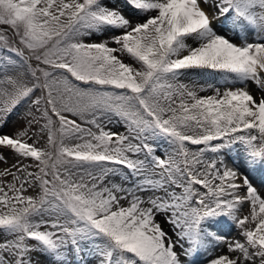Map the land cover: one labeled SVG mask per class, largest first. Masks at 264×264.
Wrapping results in <instances>:
<instances>
[{
  "label": "snow or ice",
  "instance_id": "snow-or-ice-1",
  "mask_svg": "<svg viewBox=\"0 0 264 264\" xmlns=\"http://www.w3.org/2000/svg\"><path fill=\"white\" fill-rule=\"evenodd\" d=\"M195 70L229 86L201 95L181 79ZM249 83L264 90V0H0V114H38L0 131L17 159L0 170V264H185L201 250L204 264H264L249 175L264 170V91ZM237 145L246 173L226 162ZM225 218L243 242L211 255Z\"/></svg>",
  "mask_w": 264,
  "mask_h": 264
},
{
  "label": "rangeland",
  "instance_id": "rangeland-1",
  "mask_svg": "<svg viewBox=\"0 0 264 264\" xmlns=\"http://www.w3.org/2000/svg\"><path fill=\"white\" fill-rule=\"evenodd\" d=\"M205 6L209 12L213 11L210 8V6H208V5H205ZM218 21L220 22L219 26H220V30H221V29H223L222 19L214 20L213 25L218 23ZM229 33H231V32H229ZM9 35H10V33H9ZM231 35H233V33H231ZM231 39L236 40V37L233 35ZM249 39L255 40L256 37L250 35ZM127 62H130V61H127ZM197 72H200V70H198ZM202 73H204V75L202 74L203 76H195V77L190 78L188 80L182 79V82L187 83L189 85H193V86L197 85L196 86L197 88H199L201 86H203V87L205 86V89H206L205 95L213 94L215 88H220L221 90H223L226 87V86L224 87V85H222L223 83H226V82H224L223 78L220 77V75L218 73H211L210 71H207V70H204ZM248 87H249L250 91H252L253 94L256 95L258 98L262 95V91H264V90L257 89L256 85L253 83H249ZM33 115H38V114L34 113L33 106L31 104H28V103L23 104L21 107H19L17 110H14L10 114L9 121L7 122L8 124L4 126L5 130H3V132H6L8 134H12L18 129L28 128L29 127L28 121L32 119ZM3 116H4V114H0V125L3 121L2 120ZM8 116L9 115H7L6 117H8ZM110 127L112 128L113 131H118L121 133L124 132V128L122 126L113 124V125H110ZM0 129H1V127H0ZM37 129H38V125L33 124L31 126L32 131H36ZM29 142H31V141H29ZM41 142H43V141H41ZM149 143H153V144L157 145L156 155H158V156H164L166 158L169 153H173L172 147L163 141H149ZM0 155H3V157L6 161V162H0V170L6 169V168L10 169L12 167V165L17 162L16 157H14L8 151H4L3 153H0ZM209 155H211V153H209ZM230 157H231L230 159L226 160L229 167H236L242 173H246L245 170L242 169V167L244 166L242 146L237 145L236 150L233 151L232 153H230ZM23 163L25 165H27V164L31 163V161L26 160ZM235 164H237V165H235ZM258 174L260 176L262 174V176H263V178H261V184H259L260 186H262V185H264V173H258ZM0 179L10 180L11 177L0 178ZM113 179L115 180V182H118V183L121 181L120 177H114ZM252 183L258 189V187H259L258 184L254 183V182H252ZM262 188L264 189V187H262ZM247 214H248V208H247V206H244L243 211L241 213H239V215L242 217V216L247 215ZM157 219L160 223L163 222L162 226L164 227L165 231H168L169 234L172 235L171 227H170V225H168L165 222L164 216H162V215L158 216ZM231 222H233V221L227 220L225 218L219 224H216V226L214 227V230L218 234L223 236V241L219 244V246L215 247L212 250L214 253H216L218 251V252H222V254H227L228 243L237 241V232L239 231L240 228H238L236 226V224H235V226H232ZM233 223H235V222H233ZM219 229L221 231H217ZM173 239H175V236H173ZM3 240H4V237L0 236V241H3ZM176 250H177V252H182V249L180 247H177ZM211 255H213V254L211 253ZM181 258L184 260L185 264H190V262H191V264H204V262L207 259H209L210 257L208 254H205L204 252H202V253H200L199 257L197 259H194V260H192L193 258L191 256L190 257H184L182 255ZM32 259L34 262H37V264H46V258L38 252H34L32 254Z\"/></svg>",
  "mask_w": 264,
  "mask_h": 264
},
{
  "label": "bare ground",
  "instance_id": "bare-ground-1",
  "mask_svg": "<svg viewBox=\"0 0 264 264\" xmlns=\"http://www.w3.org/2000/svg\"><path fill=\"white\" fill-rule=\"evenodd\" d=\"M112 2L114 3L115 2V0H112ZM206 7V6H205ZM219 21H218V23H216V24H214L213 26L214 27H217V29L218 30H220V26H219ZM222 30V29H221ZM227 35L229 36V38L231 39L232 38V36L233 35H231V33H227ZM198 70H195L194 72H193V74L190 76V77H187V78H181V79H184V80H188V79H190V78H193V77H195V76H203L204 75V73H202L201 71L200 72H197ZM197 72V73H196ZM203 74V75H202ZM203 82V81H202ZM201 82V83H202ZM225 82V81H224ZM222 85H224V87L225 86H229V85H227L226 83H223ZM195 87L197 86V85H194ZM204 88H205V86H204ZM205 93H206V91L205 92H203V93H201V95H205ZM242 169L243 170H245V172H247L248 170H247V168L245 167V165L242 167ZM258 173H264V170H257V171H255V172H251V173H249V175H250V179H251V181L252 182H254V183H256V184H258V190H259V192H260V194H261V196L262 197H264V189L262 188V186H260L259 184H261V178H263V176H262V174H261V176L258 174ZM263 189V190H262ZM161 224H163V222L161 223ZM216 226V225H215ZM214 226V227H215ZM217 231H221L220 229L219 230H217ZM240 241V242H243V238H242V236H241V229H239V231L237 232V241ZM216 250V249H215ZM203 252V250H201L199 253H197V254H195V255H193V256H191L193 259L192 260H194V259H197L198 257H199V255H200V253H202ZM213 255H220V254H222V252H216V253H214L213 251L211 252Z\"/></svg>",
  "mask_w": 264,
  "mask_h": 264
}]
</instances>
